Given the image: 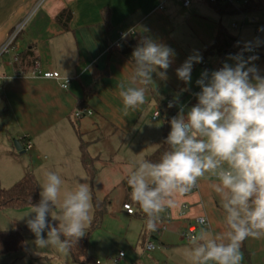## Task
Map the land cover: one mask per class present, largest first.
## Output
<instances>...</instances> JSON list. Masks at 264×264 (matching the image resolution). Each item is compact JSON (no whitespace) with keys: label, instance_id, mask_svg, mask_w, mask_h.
Listing matches in <instances>:
<instances>
[{"label":"crops","instance_id":"0c3cea01","mask_svg":"<svg viewBox=\"0 0 264 264\" xmlns=\"http://www.w3.org/2000/svg\"><path fill=\"white\" fill-rule=\"evenodd\" d=\"M221 9L203 0H192L188 7L182 0H0V47L26 20L10 55L2 59L1 112L22 109L35 117V122L44 129L40 134L22 130L15 137L22 148L18 151L14 144L16 152L25 153L24 145L30 141L34 156L32 163L25 162L12 174V186L31 171L40 193L46 173L55 171L64 180L62 201L63 193L73 191L77 181L86 183L92 204L91 223L93 196L109 202L102 224L94 231L112 235L134 251L140 243L144 246L149 235L145 214L131 199V190L128 191L125 181L134 170L135 162L147 159L163 142V119H154V112L159 103L173 100L177 94L176 114L180 104L193 106L197 102L194 93L200 91L195 84L200 73L205 69L209 72L218 69L230 54L241 50L245 27L254 30L256 38L261 29L264 30V12L244 14L237 9L238 12L228 13ZM64 10L72 13L68 30L57 21ZM137 26L147 28L149 35L169 46L176 55L167 71V80L154 75L145 104L124 115L118 86L126 80L131 65H127L130 59L123 51L130 44L135 45L139 37H128L119 49L112 45L122 32ZM221 28L237 38L234 53L220 55L210 49ZM257 48L253 55L258 59L254 63L264 75V44ZM28 50L33 52L36 64L23 70L13 59ZM194 51L200 53L202 62L193 65L189 91L181 93L185 85L177 79L175 70ZM247 55L249 53H245V57ZM35 65L41 72H58L63 80H70L68 88L62 87L63 81L32 77ZM21 72L26 76L19 77ZM81 108L91 110L92 115L77 121L76 125L72 115ZM51 115L54 119H48ZM64 126H68V130L65 131ZM81 141L91 159L89 167L93 177L82 163ZM7 154L16 156L9 149ZM15 158L18 160L17 156ZM212 181L206 174L196 190L178 195L176 206L160 214L165 230L151 238L156 249L146 264H188L185 256L188 240L183 238V233H189V227L197 218H206L207 228L213 235L225 230L222 206L210 188ZM124 204L131 205L135 213L128 214ZM4 211L31 233L24 218L31 207ZM10 220L3 221L0 216V230H19L16 228L19 224ZM201 228L204 227H198L195 234ZM91 244L89 248L94 255L93 251L100 247L95 246L92 238ZM67 259L69 264H75L70 254ZM241 264H264V237L248 238L241 243Z\"/></svg>","mask_w":264,"mask_h":264},{"label":"clouds","instance_id":"9594fccd","mask_svg":"<svg viewBox=\"0 0 264 264\" xmlns=\"http://www.w3.org/2000/svg\"><path fill=\"white\" fill-rule=\"evenodd\" d=\"M148 31L137 26L121 34V40L139 37L127 64L130 71L118 86L124 115L145 104L154 75L167 80L176 55ZM262 44L260 38L246 41L221 67L203 70L195 81L200 89L194 93L197 102L191 107L180 104L168 121L170 131L163 141L168 149L156 162L138 159L127 177L131 199L145 214L149 231L157 230L160 214L176 206L178 195L197 187L206 174L213 178L210 188L222 206L225 230L213 235L204 227L190 235L188 264H241V243L264 237V75L254 63L258 57L251 54ZM201 62L202 56L194 51L175 70L185 85L181 93L189 91L193 65ZM174 103H179V94L168 107ZM63 183L60 175L48 171L38 203L24 216L35 253L46 248L68 252L91 223L88 185L77 181L60 201ZM199 222L206 224V218Z\"/></svg>","mask_w":264,"mask_h":264},{"label":"trees","instance_id":"16d2710c","mask_svg":"<svg viewBox=\"0 0 264 264\" xmlns=\"http://www.w3.org/2000/svg\"><path fill=\"white\" fill-rule=\"evenodd\" d=\"M219 8H222L223 12L235 13L238 10L244 14H254L259 12H264V0H248L247 4H244L241 8H236L229 4H216ZM238 9V10H237ZM72 18V13L69 10L62 11L57 16V21L62 24L64 29H69V23ZM107 21V20H106ZM135 45L130 44L124 49V54L130 59L132 49ZM237 46V38L229 34L223 28L219 29L218 35L215 38L214 42L211 45V50L216 51L220 55H225L229 52H235V47ZM33 52L28 50L23 54L18 55L19 62L15 65H18L19 68L26 70V68L36 64L33 58ZM32 59V60H31ZM159 109L161 110L163 116V141L167 137L170 131L169 120L174 117L173 111L174 107L169 108L166 105V102L159 103ZM81 148V159L82 163L89 173V176L93 177L92 170H90L91 159L85 150L84 143L80 144ZM168 149V145L162 144L160 147L150 156L147 157L148 160L156 162L159 160L161 154ZM127 181V180H126ZM125 185L130 192V187ZM40 199L39 190L37 185V180L34 174L29 171L27 172L22 179H20L16 184L10 188L0 189V210L4 209H24L27 207H32L38 203ZM109 204L108 200L99 201L95 196H93V205H94V218L93 222L87 230V237H81L77 244H73L69 249V254L71 255L72 261L75 264H97L93 261L89 254L88 246V236L95 229L99 228L102 224V220L107 211V205ZM55 223V222H54ZM25 249V238L23 233L20 230H9L4 231L0 230V257L3 255L18 253Z\"/></svg>","mask_w":264,"mask_h":264},{"label":"rangeland","instance_id":"374dc122","mask_svg":"<svg viewBox=\"0 0 264 264\" xmlns=\"http://www.w3.org/2000/svg\"><path fill=\"white\" fill-rule=\"evenodd\" d=\"M244 29L242 42L243 45L246 41H253L256 39V32L254 30L247 27ZM258 38L264 40V31H261V34L258 36ZM257 50L259 49L257 48ZM0 93L3 94L1 89ZM53 116H49L48 119H54ZM74 123L77 125L76 122ZM69 124V127L72 131V122L69 121ZM41 128L42 124L35 122V117H30L28 113L24 112L22 109H17L16 111H10L8 113H3L0 109V187H2V189L10 188L12 186V174L15 173L17 169L21 168L25 162L28 164L30 161L31 163L33 162L34 153L32 150L23 154L16 152L14 149V144L16 143L15 141H17L15 137L20 134L19 132H23L22 130H30L34 133L40 134L44 131V129L42 130ZM63 128L65 131L68 130V126H64ZM12 136L14 138H12ZM5 139L7 142H5ZM8 149L11 152H15L18 160L15 158L16 156H10L7 154ZM6 213L7 212L4 210L0 211V216L3 221H11L10 218L12 221H16L14 218L9 217V214ZM15 224H19L16 228H18L24 235L25 249L18 253H11L1 256L0 264H69L67 259L69 252L58 253L54 249L47 248L40 249L37 251V253L32 251V241L34 240V236L32 233H29L24 229V224L22 225V223H18L17 221ZM89 226L90 224L85 229L84 237H87V230ZM91 238L95 240V246L97 245V248L100 247V249L93 251L95 253L94 255L91 253L92 250L90 248L88 249L91 258L95 263L99 262L100 264H115L112 263L111 260L117 257L119 252H124L126 257L117 264H146L148 261H150L149 257L152 256V252L147 254L144 251V246H142L141 243L135 248L134 251L130 247L127 248L125 244L118 241L114 236L94 231L87 238L89 247L92 246Z\"/></svg>","mask_w":264,"mask_h":264},{"label":"built area","instance_id":"2783aa9c","mask_svg":"<svg viewBox=\"0 0 264 264\" xmlns=\"http://www.w3.org/2000/svg\"><path fill=\"white\" fill-rule=\"evenodd\" d=\"M192 0H182V3L185 7H188L191 4ZM206 3L210 4V5H216V4H229L232 5L236 8H241L244 4H247L248 0H203ZM252 22H254V19H252ZM26 25V20L23 21L22 23H20L11 33L10 37L8 38V40L0 47V68L2 66V59L6 56H9L11 51L13 50V46L15 44L16 39L18 38L19 34L23 31L24 27ZM235 28H237V25H234ZM260 31H258L259 34ZM122 34V33H121ZM121 34L119 39L115 42L114 45H112V48L115 49H119L122 44H123V40H121ZM119 45V46H118ZM256 53V50L254 49V52L252 54ZM19 62V58L18 56H16L13 59V63L16 64ZM19 77H24L26 76L24 72H21L18 74ZM31 76L32 77H37V78H43V79H49V80H57V81H63L62 83V87L64 89L68 88V84L70 83V80L66 79L63 80L60 76V74L58 72H53V71H46V72H41L37 69V66L35 65L34 69L31 71ZM172 101V99H169L166 101V105L168 106V103ZM174 107V105H173ZM174 116L176 115L175 110L173 111ZM92 115V111L87 109V108H81V109H77L73 115H72V119L73 121L77 122L83 118H85L86 116H90ZM163 114L161 112V110L158 108L154 114H153V118L154 119H159L162 118ZM33 145L30 141H26L25 145H24V150L26 152L30 151L32 149ZM198 187H194L193 189L196 190ZM123 208L127 211L128 214H134L135 211L134 209L131 207V205L129 204H124ZM187 207L184 206V209H186ZM201 218V217H200ZM200 218H197L195 220V223L192 224L189 227V233H183V238L188 240V237L190 235H193L196 233V230L198 229V227H207L208 226V222L206 220V224H201ZM161 225L159 228H157L156 231H149L148 230V238L145 241V245H144V250L145 252H152L156 249L155 244L152 242L151 238L153 236H157L159 235L163 230H165V226L162 225V221L160 222ZM124 253L120 252L119 255L117 257H115L114 259H112L111 261L115 264H117L118 262H120L123 258H124ZM97 264H100L99 262H97Z\"/></svg>","mask_w":264,"mask_h":264},{"label":"water","instance_id":"95a60500","mask_svg":"<svg viewBox=\"0 0 264 264\" xmlns=\"http://www.w3.org/2000/svg\"><path fill=\"white\" fill-rule=\"evenodd\" d=\"M15 146H16V148H17L18 151H21V150H22V148H21L20 145H19V142H16V143H15Z\"/></svg>","mask_w":264,"mask_h":264}]
</instances>
